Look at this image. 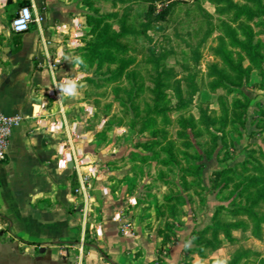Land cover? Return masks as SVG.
<instances>
[{
    "label": "rangeland",
    "instance_id": "1",
    "mask_svg": "<svg viewBox=\"0 0 264 264\" xmlns=\"http://www.w3.org/2000/svg\"><path fill=\"white\" fill-rule=\"evenodd\" d=\"M232 2L253 8L243 0ZM82 3L88 28L85 45L96 40L91 26L98 16L114 14L115 17L106 19L110 31L123 33L118 43L127 50L113 51V63H99L88 52L84 53L85 95L99 116H106V127L130 134L131 148L144 152L135 158L142 161L144 156L143 161L149 162L148 178L154 183L147 196L155 206L156 218L160 219L164 242L181 238L184 264L216 261L226 264L239 250L247 252L239 264H264V223L260 224L256 237L250 217L235 216L229 211L251 206L264 193V181L253 185L245 182L263 176L256 170L260 165L264 168L261 74L253 69L249 84L231 94L221 88L210 91L208 87L210 63L231 76L222 61L212 55V49L223 37L222 21L237 28L238 23L232 21L233 11L220 15L217 8L227 3L213 0H82ZM240 21L250 26L252 40L264 45V17L248 21L242 16ZM237 34L242 39L240 31ZM225 49L234 61L244 57L228 41ZM123 62L127 65L117 74ZM243 66H250L246 58ZM163 70H172L173 79H163L157 96L155 81ZM188 79L194 83L193 92L187 86ZM173 80L180 82L183 100L187 101L192 94L190 104L180 110L174 109L178 99L171 85ZM246 100H249L247 110L235 105L236 102L244 105ZM165 118L170 123H164ZM221 172L222 176H215ZM254 209L263 216L264 202L259 201ZM235 221L243 222L245 228L232 232L234 242L220 235L218 245L211 231L202 232L216 222Z\"/></svg>",
    "mask_w": 264,
    "mask_h": 264
},
{
    "label": "crops",
    "instance_id": "2",
    "mask_svg": "<svg viewBox=\"0 0 264 264\" xmlns=\"http://www.w3.org/2000/svg\"><path fill=\"white\" fill-rule=\"evenodd\" d=\"M21 7L34 22L15 34ZM84 12L82 0H0V110L27 118L0 164V264H184L148 199L144 152L85 95Z\"/></svg>",
    "mask_w": 264,
    "mask_h": 264
},
{
    "label": "trees",
    "instance_id": "3",
    "mask_svg": "<svg viewBox=\"0 0 264 264\" xmlns=\"http://www.w3.org/2000/svg\"><path fill=\"white\" fill-rule=\"evenodd\" d=\"M220 1L226 2L227 6H221L217 8V13L220 15L229 14L233 11L232 14V21L237 24V28H232V26L228 22H221L222 34L223 37L219 38V44L216 48L212 49V55L219 58L222 63L227 67L231 72V76L226 74L224 71L217 67V64L210 63L208 64V77H211V81L208 84L209 90L214 91L218 88H221L227 92V94H231L234 89L241 88L243 84H249V77L250 72L254 70H259L261 74L262 84L260 86L261 90H264V45L259 42H254L252 31L250 26L243 22H239V19L244 16L246 20L253 21L255 18L264 17V0H243L244 2L251 4L252 9L247 6H238L237 4L233 3L232 0H213L215 3H219ZM115 17L114 14H109L108 16H98L94 18L95 24L91 26V33L96 32V40L93 43H88L82 49L85 53L88 52L90 56L94 58V60L98 61L99 63L102 62H109L113 63L115 58L112 54L113 51L124 53L127 48L123 44L118 43V39L122 37L123 33L119 32H111L106 19ZM99 26H101L99 28ZM237 30L240 31L242 39L238 37ZM124 34H127L126 32ZM228 41L229 46L235 47L240 49L243 53L244 57L238 58V60L234 61L231 58V54L225 49L226 41ZM246 58L249 67L243 66V59ZM127 63L123 62L122 66L116 70L117 74L121 72V70L126 67ZM173 71L172 70H163L158 74V77L155 81V88L154 91L157 96H159L160 88L164 85L163 79H173ZM171 85L174 87V91L176 93V97L178 99V103L174 109L180 110L183 107H186L190 104L192 94L188 96V100H183V94L180 89V82L177 80H173ZM187 86L191 91H195L194 83L192 79L187 80ZM186 101V102H185ZM184 103V104H183ZM238 107H242L244 110L248 109L249 100H246L244 105H241L239 102L235 104ZM238 120L240 119L237 118ZM225 122V121H224ZM164 123H170L168 118L164 119ZM209 123L206 121V124ZM225 125V123H223ZM210 125V124H209ZM263 176L262 177H251L247 179V185H253L258 182L264 181V168L263 166H258L256 168ZM224 172L217 173L215 176L220 177L223 175ZM244 182V183H245ZM245 185V184H244ZM259 201L264 202V193L260 194L258 199L253 201V204L249 207L239 206L235 210H229L231 214L238 216L240 214H246L250 217L255 226L254 234L258 237V228L260 227L261 223H264V215L260 216L255 211V206ZM240 228H245V224L241 221H235L230 223H219L216 222L210 226H207L202 230L203 233H207L211 231L212 239L219 245L220 241L218 236L222 235L223 238L228 242H234V237L232 236V232L238 230ZM206 246L210 245L209 243L205 244ZM247 255L246 251L239 250L236 252L235 257L231 262L226 264H239L240 260ZM215 264H219V261H216Z\"/></svg>",
    "mask_w": 264,
    "mask_h": 264
},
{
    "label": "built area",
    "instance_id": "4",
    "mask_svg": "<svg viewBox=\"0 0 264 264\" xmlns=\"http://www.w3.org/2000/svg\"><path fill=\"white\" fill-rule=\"evenodd\" d=\"M34 22L28 7H21L11 20L10 28L15 34L27 32ZM27 118L22 115H6L0 110V164L5 162L13 131ZM129 227L125 222L122 228Z\"/></svg>",
    "mask_w": 264,
    "mask_h": 264
},
{
    "label": "clouds",
    "instance_id": "5",
    "mask_svg": "<svg viewBox=\"0 0 264 264\" xmlns=\"http://www.w3.org/2000/svg\"><path fill=\"white\" fill-rule=\"evenodd\" d=\"M77 60H80V58L78 57ZM80 62H82V61H80ZM73 88H74V85L65 88L64 91H65L67 94H69V95H73V94H74ZM219 264H225V262H224V261H220Z\"/></svg>",
    "mask_w": 264,
    "mask_h": 264
},
{
    "label": "water",
    "instance_id": "6",
    "mask_svg": "<svg viewBox=\"0 0 264 264\" xmlns=\"http://www.w3.org/2000/svg\"><path fill=\"white\" fill-rule=\"evenodd\" d=\"M72 165V164H71Z\"/></svg>",
    "mask_w": 264,
    "mask_h": 264
}]
</instances>
